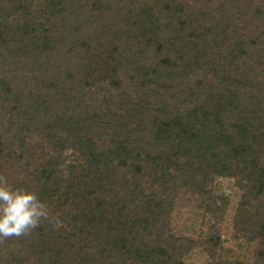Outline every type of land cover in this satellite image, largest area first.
I'll return each mask as SVG.
<instances>
[{
	"label": "trees",
	"instance_id": "trees-1",
	"mask_svg": "<svg viewBox=\"0 0 264 264\" xmlns=\"http://www.w3.org/2000/svg\"><path fill=\"white\" fill-rule=\"evenodd\" d=\"M0 175L50 217L0 264H264V0H0Z\"/></svg>",
	"mask_w": 264,
	"mask_h": 264
},
{
	"label": "clouds",
	"instance_id": "clouds-1",
	"mask_svg": "<svg viewBox=\"0 0 264 264\" xmlns=\"http://www.w3.org/2000/svg\"><path fill=\"white\" fill-rule=\"evenodd\" d=\"M45 220H50L49 210L37 193L13 187L0 175V243L30 235ZM50 222L60 226L58 220Z\"/></svg>",
	"mask_w": 264,
	"mask_h": 264
},
{
	"label": "rangeland",
	"instance_id": "rangeland-1",
	"mask_svg": "<svg viewBox=\"0 0 264 264\" xmlns=\"http://www.w3.org/2000/svg\"><path fill=\"white\" fill-rule=\"evenodd\" d=\"M235 181L232 179H222V178H216L214 183V187L217 191V195H229L230 196V202H231V206L229 207H235L237 206V204L240 201V196L238 194H240L238 192V190H236L237 188H235ZM182 193V191H181ZM179 193V194H181ZM182 195V194H181ZM189 195H187L188 198ZM192 199V197H190ZM187 200V207H181L180 209H178V211L173 215L172 218H174V224L173 226H175L176 230L182 228L183 230L186 229H190L192 226L194 228L198 227V223H196V221L194 222V216L193 215H197L200 211L198 209L195 208L194 204H196L194 202V200ZM194 212L196 214H194ZM193 213V214H192ZM230 213V218L231 216H233L234 212L232 210L229 211ZM229 231H231V226L228 227ZM224 237H225V241L226 243L225 245V249L226 252H224L225 254H230L233 256H239V257H247L248 260H250V256H252L253 253V246L251 245H246V244H236L233 240H231V234L228 232L224 231ZM204 259L200 260L201 262H203ZM200 262V263H201Z\"/></svg>",
	"mask_w": 264,
	"mask_h": 264
}]
</instances>
